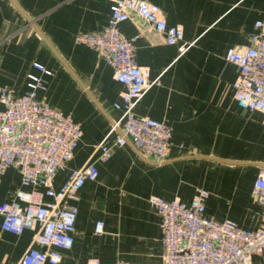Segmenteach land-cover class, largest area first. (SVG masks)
<instances>
[{
	"label": "crops",
	"instance_id": "1",
	"mask_svg": "<svg viewBox=\"0 0 264 264\" xmlns=\"http://www.w3.org/2000/svg\"><path fill=\"white\" fill-rule=\"evenodd\" d=\"M148 1L162 8L169 25L183 27L181 44L194 41L180 54L179 45H169L142 17L120 24L125 36L139 35L137 62L151 80L159 78L136 113L172 126L169 155L156 160L132 143L114 146L112 158L98 162V178L72 200L79 208L75 240L61 250L59 264H89L92 258L102 264H162L163 231L152 196L189 204L205 188L211 193L207 217L233 219L250 230L264 224V203L255 192L264 170V114L237 104L232 83L239 68L226 59L230 48L251 44L255 22L264 21V0ZM111 6L112 0H0V88L25 92L28 74L42 75L35 63L44 65L53 73L39 97L83 130L73 159L56 175V189L73 169L97 158L96 145L122 115L114 104L126 86L96 50L75 41L80 31L101 30ZM20 184L19 170L9 167L0 176V202L10 201ZM98 221L105 224L101 234L95 232ZM1 222L0 216V264H17L34 231L17 235ZM252 263L264 264V256L254 254Z\"/></svg>",
	"mask_w": 264,
	"mask_h": 264
},
{
	"label": "built area",
	"instance_id": "2",
	"mask_svg": "<svg viewBox=\"0 0 264 264\" xmlns=\"http://www.w3.org/2000/svg\"><path fill=\"white\" fill-rule=\"evenodd\" d=\"M133 15L165 36L169 45H179L185 53L193 42L184 39L183 27L169 25L162 8L148 0H112L107 24L96 31H80L77 43L98 53L113 69L115 78L126 86L121 101L114 106L122 115L114 120L105 137L96 145L98 156L73 169L60 189L54 181L57 173L73 159L83 130L71 115L52 107L39 97L48 88L52 71L35 63L42 75L28 74V89L18 93L11 86L0 88V176L9 167L21 174V184L10 201L0 202L2 229L17 235L34 231L31 245L17 264H59L61 250L71 249L75 240L79 208L72 200L89 180H96L98 162L113 156V147L132 143L144 156L165 159L170 152L173 128L164 121L140 116L136 107L157 83L140 66L136 57V39L120 30V24ZM226 59L236 64L239 74L232 83L234 98L243 110L264 114V21L255 22L251 44L244 50L230 48ZM114 138L113 140H111ZM255 192L264 203V170L255 181ZM210 191L198 188L191 202L166 200L152 196L149 201L161 218L163 231L162 264H253L252 256H264V224L256 230L241 227L233 219L216 220L205 215ZM50 197L51 200H46ZM98 221L95 232H104ZM89 264H102L92 258ZM118 264H125L119 261Z\"/></svg>",
	"mask_w": 264,
	"mask_h": 264
}]
</instances>
